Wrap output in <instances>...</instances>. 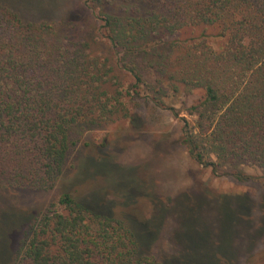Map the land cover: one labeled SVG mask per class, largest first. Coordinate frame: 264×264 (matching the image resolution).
I'll list each match as a JSON object with an SVG mask.
<instances>
[{
  "label": "trees",
  "instance_id": "1",
  "mask_svg": "<svg viewBox=\"0 0 264 264\" xmlns=\"http://www.w3.org/2000/svg\"><path fill=\"white\" fill-rule=\"evenodd\" d=\"M83 3L94 30L70 25L59 33L51 19L27 20L0 0V189L53 188L77 143L75 128L129 119L128 103L137 105L142 90L165 94L164 81L172 91L201 92L180 137L189 155L237 178L242 166H255L264 181V0ZM127 181L120 176L114 186L124 206L135 199L119 188ZM93 193L83 201L63 191L28 216L0 214V228L20 217L7 227L0 264H234L219 236L211 243L196 227L183 235L177 263L156 256L157 222L115 216Z\"/></svg>",
  "mask_w": 264,
  "mask_h": 264
},
{
  "label": "rangeland",
  "instance_id": "2",
  "mask_svg": "<svg viewBox=\"0 0 264 264\" xmlns=\"http://www.w3.org/2000/svg\"><path fill=\"white\" fill-rule=\"evenodd\" d=\"M2 2L17 5L16 9L27 20L51 19L59 33L70 25L81 26L84 32L94 30V17L83 0ZM212 43L218 47L220 42L214 39ZM148 81L153 84L152 77ZM162 86L165 94L142 90L137 105L128 103L129 119L104 127L75 128L72 135L77 143L54 187L0 189V214L14 210L28 216L63 191H70L83 201L96 192L111 202L115 216L127 213L137 220H155L158 230L151 250L156 256L171 259L170 263L179 261L183 235L196 227L200 236L209 237L210 242H216L219 236L224 242L223 251L233 257L234 264H263L264 181L260 170L242 166V177L237 178L232 169L214 174L209 167L196 162L180 137L184 120L192 123L195 119L188 109L201 92L185 93L182 87L172 91L165 81ZM100 158L104 162L99 163ZM120 176L128 180L127 186L119 187L121 192L127 188L135 195L128 206H124L125 201L114 188ZM19 218L10 216L0 228V258L6 245L7 227L16 224ZM20 235L18 227L8 232L12 255Z\"/></svg>",
  "mask_w": 264,
  "mask_h": 264
}]
</instances>
